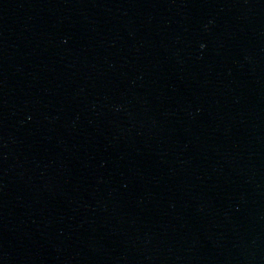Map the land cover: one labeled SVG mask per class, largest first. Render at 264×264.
<instances>
[{
	"label": "water",
	"instance_id": "1",
	"mask_svg": "<svg viewBox=\"0 0 264 264\" xmlns=\"http://www.w3.org/2000/svg\"><path fill=\"white\" fill-rule=\"evenodd\" d=\"M0 264H264V0H0Z\"/></svg>",
	"mask_w": 264,
	"mask_h": 264
}]
</instances>
